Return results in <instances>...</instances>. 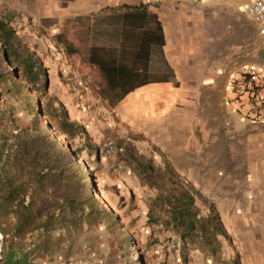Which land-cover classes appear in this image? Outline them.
<instances>
[{"label":"crops","instance_id":"1","mask_svg":"<svg viewBox=\"0 0 264 264\" xmlns=\"http://www.w3.org/2000/svg\"><path fill=\"white\" fill-rule=\"evenodd\" d=\"M249 1L0 0V17L9 19L19 39L49 69L58 90L54 97L68 107L69 120L83 118L80 103L101 101L107 130L135 137L131 141L138 153L155 166L169 164L214 203L228 227L251 235L242 264H264V116L252 123L244 97L236 98L228 86L237 65L264 66V44L245 13ZM125 6L154 14L172 76L135 86L114 102L100 92L85 95L82 89L106 88L101 70L86 61L88 48L118 45L122 23L115 16ZM146 58L136 65L166 71L154 53ZM258 73L264 82V72ZM94 141L90 147L97 151ZM258 217L260 231L248 233ZM105 245V259L87 264H133L124 244Z\"/></svg>","mask_w":264,"mask_h":264},{"label":"rangeland","instance_id":"2","mask_svg":"<svg viewBox=\"0 0 264 264\" xmlns=\"http://www.w3.org/2000/svg\"><path fill=\"white\" fill-rule=\"evenodd\" d=\"M255 70L264 72V66ZM48 71L47 68L43 94L30 91L28 85L19 89L8 82L0 85V179L15 176L22 157L28 165L21 179H26L28 171L41 172L45 177L36 198L37 215L40 219L49 215L55 217L47 230H34L21 241V247L33 263L101 261L105 259V244L110 247L111 243H116L125 245L123 251L127 253L124 255L129 256L133 264H234L235 257L237 264H242V259L246 258L244 244L251 235L245 237V229L235 232L228 227L214 203L198 191L201 197H194V203L200 214L206 213L202 200L205 198L213 204L228 236L227 239L217 236L215 255L210 256L195 245L182 246L173 231L160 223L147 225V203L156 189L148 186L139 175L124 146L143 161L150 157L138 153L128 133L113 134L107 130L105 124L109 117L101 101L77 105L84 113L79 123L75 121L81 130L79 135L69 139L66 134L59 133L56 123L44 112L48 96L58 102L54 97L58 90L54 91ZM86 89L82 90L89 96L100 92V88L96 91ZM64 110L68 117V107L64 106ZM92 138L99 146L97 151L90 147ZM108 142L113 149L106 153L102 144ZM90 197L105 209V216L96 211L88 212L94 207ZM66 198L81 204L83 210L66 208ZM260 222L261 218H254L253 225L257 226L254 228L250 224L248 233L259 232ZM1 246L0 234V262Z\"/></svg>","mask_w":264,"mask_h":264},{"label":"trees","instance_id":"3","mask_svg":"<svg viewBox=\"0 0 264 264\" xmlns=\"http://www.w3.org/2000/svg\"><path fill=\"white\" fill-rule=\"evenodd\" d=\"M125 10L115 16L122 23L120 32L115 37L130 40L134 45L129 48L118 42L115 47L90 45L86 61L97 66L106 83L100 94L109 102L119 99L133 87L148 81L165 80L172 76L170 69L162 58L163 36L159 22L154 14H147L133 7L125 6ZM150 18V20L148 19ZM147 19L150 21L144 22ZM145 23V24H144ZM132 40V41H131ZM150 40L151 49L148 50ZM155 46V50L153 49ZM70 47L68 53L73 52ZM155 54L157 65H164L166 71L159 66L153 71L147 67L137 66L141 58ZM9 67H11L9 69ZM46 68L41 60L31 52L16 35L9 19L0 17V85L8 82L15 89L28 85L30 91L44 93L46 85ZM1 91V86H0ZM44 112L56 123L57 131L66 134L69 139L79 135L81 130L75 121L67 118L63 105L55 103L48 96ZM40 112V111H39ZM131 138H135L130 135ZM127 144V143H126ZM127 156L134 160L135 168L148 186L155 188L156 193L147 203V225L160 223L172 230L182 246L195 245L210 256L216 254L217 236L228 238L213 204L203 198L206 213L200 214L194 203V197H201L197 190L173 168L163 163L162 167L152 164L151 159L143 161L140 156L131 153L124 146ZM28 165L19 159L16 174L0 179V234L2 235L1 264H35L28 258V253L21 247V241L34 230H47L55 219L49 215L44 219L36 213V198L43 188L45 177L41 172L28 171L26 179H21L24 167ZM90 204L99 215L105 216V209L90 197ZM66 208L82 211V205L66 198ZM233 263L237 264L236 257Z\"/></svg>","mask_w":264,"mask_h":264},{"label":"built area","instance_id":"4","mask_svg":"<svg viewBox=\"0 0 264 264\" xmlns=\"http://www.w3.org/2000/svg\"><path fill=\"white\" fill-rule=\"evenodd\" d=\"M245 13L264 42V0H250L245 5ZM228 86L236 98L244 97L249 120L259 123L264 116V95L260 94V90L264 89L262 76L250 66L237 65L230 73ZM112 149L110 143L104 145V152L109 153Z\"/></svg>","mask_w":264,"mask_h":264},{"label":"water","instance_id":"5","mask_svg":"<svg viewBox=\"0 0 264 264\" xmlns=\"http://www.w3.org/2000/svg\"><path fill=\"white\" fill-rule=\"evenodd\" d=\"M36 103H37V106H39V103H38V101H36ZM40 113V112H39Z\"/></svg>","mask_w":264,"mask_h":264}]
</instances>
